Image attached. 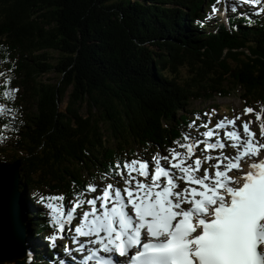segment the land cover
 I'll use <instances>...</instances> for the list:
<instances>
[{"label":"trees","instance_id":"obj_1","mask_svg":"<svg viewBox=\"0 0 264 264\" xmlns=\"http://www.w3.org/2000/svg\"><path fill=\"white\" fill-rule=\"evenodd\" d=\"M222 1L230 3L226 20L211 14ZM260 6L0 0V162L22 160L31 231L28 257L14 264L54 263L38 235L55 231L41 195L63 194L67 204L89 182L115 178L117 160L181 148L184 134L200 132L218 107L195 102L236 93L264 120ZM50 71L55 77L44 79Z\"/></svg>","mask_w":264,"mask_h":264},{"label":"snow or ice","instance_id":"obj_2","mask_svg":"<svg viewBox=\"0 0 264 264\" xmlns=\"http://www.w3.org/2000/svg\"><path fill=\"white\" fill-rule=\"evenodd\" d=\"M262 2L239 0L250 7ZM253 112L245 107L242 114ZM255 118L258 136L251 120L237 126L238 114L217 121L214 129L205 123L208 130L197 136L184 134L180 147L186 152L169 149V155L157 153L150 161L117 160L110 168L118 179L103 187L89 182L67 204L63 194L41 195L39 202L49 210L55 229L48 237L52 246L57 233L74 224L73 239L89 238L94 246L87 248L85 262L264 264V120L260 112ZM215 129H224L223 140ZM200 144L203 152L196 155ZM226 147L234 154L226 155ZM217 149L215 157L207 154ZM76 242L84 251L85 244Z\"/></svg>","mask_w":264,"mask_h":264},{"label":"water","instance_id":"obj_3","mask_svg":"<svg viewBox=\"0 0 264 264\" xmlns=\"http://www.w3.org/2000/svg\"><path fill=\"white\" fill-rule=\"evenodd\" d=\"M21 160L0 163V264H10L26 255L24 215L20 184Z\"/></svg>","mask_w":264,"mask_h":264},{"label":"rangeland","instance_id":"obj_4","mask_svg":"<svg viewBox=\"0 0 264 264\" xmlns=\"http://www.w3.org/2000/svg\"><path fill=\"white\" fill-rule=\"evenodd\" d=\"M243 6H246L247 8H256V9L260 8V5L256 6V7H250L248 5H243ZM218 13H220L222 15L224 13V11L223 10H218ZM50 53L56 58V54L54 52H50ZM52 62H54V60ZM53 77H55L53 71H50V72H48V74L43 76L44 79L53 78ZM208 104H211V105L217 104L218 105V110H219L218 113H215L212 116V118H211V122L212 123H211V125L208 126V128L214 129V126L217 123V121L222 120L224 118L233 119L236 115L240 114V120L236 121L237 126L240 125L241 121L251 120L252 121V124L250 125L251 130L253 132H255L257 134V136L259 135V122L256 120L255 115L252 114V113H249L246 116L242 114L244 107H243V102H242L241 99H239L238 94H236V93L233 94L232 93L231 95L226 96V97L218 95V96L214 97L213 101H209V102H205V103L204 102H195L194 103V108H198L199 110H201V109L204 110V107L207 106ZM64 105H65V103L62 104V108L64 107ZM226 109H229V111H226ZM224 112H227V113H224ZM206 130H208V129H205V131ZM215 131L220 133V137L219 138L221 140H223V131H224V129H215ZM202 132H204V131L200 130L198 135L200 133H202ZM200 138L202 139L203 137L201 136ZM214 141H215V139L211 138L210 142H214ZM226 144H230V141H227ZM175 151L183 152V149L182 148H177V149H175ZM219 151H221V150L217 149L215 151H210L207 154L212 155V156L215 157L216 155H218ZM184 152H186V149L184 150ZM202 152H203V144H200L197 147L196 155H201ZM224 152H225L226 155L234 154V150L232 148H230V147H226ZM161 155L162 156L163 155H169V153L163 152V153H161ZM152 157H148L147 155H144V156L141 155V158H143L145 160H149V161L151 160ZM204 166L207 167V164H205ZM116 179H118V177H115L113 179H109L108 181H104V182L99 181V182H97V185L99 187H103L106 183L114 182ZM140 179H144V178L141 177ZM119 186L123 187V184L121 183ZM79 188L80 187L78 186L77 190ZM37 208H39L38 205H33V209L34 210H36ZM40 209L43 210V209H46V208L45 207H40ZM77 210L80 211L79 209H77ZM71 230H72V233L70 234V236H68V238H67L68 240L72 239L76 235L75 231H74V225H71ZM27 232H28L27 233V237H28L29 233L31 231L27 230ZM43 241L45 242V247H47L48 250L51 248L52 252H60V254H61V252L63 251L64 253H66L67 252L66 249L69 248V243H67V245H66V242H63L61 244L60 242L56 241L55 242L56 246L53 247V249H52V243L50 244V242L48 241L47 237L44 238Z\"/></svg>","mask_w":264,"mask_h":264},{"label":"bare ground","instance_id":"obj_5","mask_svg":"<svg viewBox=\"0 0 264 264\" xmlns=\"http://www.w3.org/2000/svg\"><path fill=\"white\" fill-rule=\"evenodd\" d=\"M238 7H239V6H238ZM210 11H211V10H210ZM213 15H214V14H213ZM215 16H216V15H215ZM218 17H219V16H218ZM197 133H198V132H197ZM192 135H193V136H197L195 133H193ZM202 139H204V138H202Z\"/></svg>","mask_w":264,"mask_h":264}]
</instances>
